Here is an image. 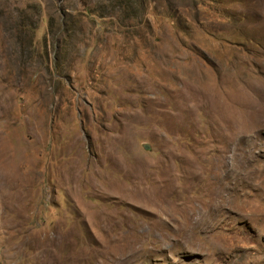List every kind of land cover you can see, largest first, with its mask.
Masks as SVG:
<instances>
[{"label":"rangeland","instance_id":"374dc122","mask_svg":"<svg viewBox=\"0 0 264 264\" xmlns=\"http://www.w3.org/2000/svg\"><path fill=\"white\" fill-rule=\"evenodd\" d=\"M221 180L264 189V0H0V264L130 231L143 264H264V218L200 212Z\"/></svg>","mask_w":264,"mask_h":264},{"label":"bare ground","instance_id":"6f19581e","mask_svg":"<svg viewBox=\"0 0 264 264\" xmlns=\"http://www.w3.org/2000/svg\"><path fill=\"white\" fill-rule=\"evenodd\" d=\"M239 103V102H238ZM227 166V165H226ZM229 167V166H228ZM191 169V168H190ZM220 169H222V168H220ZM227 169V168H226ZM217 171H218V169H217ZM216 171V173H218ZM229 171V170H228ZM237 171V170H236ZM149 172V171H148ZM193 172V171H192ZM210 172H212V171H210ZM235 172V171H234ZM212 174V173H211ZM223 174H225L224 173V171H223ZM222 174V175H223ZM226 174H227V172H226ZM148 175V174H147ZM216 175V174H215ZM219 175H220V173H219ZM228 176L230 175L231 176V174H227ZM261 175H263V174H260V172L259 171H256L255 169L253 170V169H245V170H243V169H241V171L236 175V173H235V175L231 178L230 177V179L229 180H231V181H233V184H234V186L238 183V181L239 180H242V179H244V178H249L251 181L252 180H254L255 178H257V177H260L261 178ZM173 176V175H172ZM214 176V175H213ZM221 177V176H220ZM219 177V178H220ZM263 177V176H262ZM223 178L225 179V178H227V177H224L223 176ZM223 178H222V180H223ZM260 178H258V179H260ZM197 179V178H196ZM217 180H218V176H217ZM221 180V181H222ZM256 181V180H255ZM138 182V181H137ZM230 182V181H229ZM225 183V181H222V182H220L219 183V186L221 185V188L220 189H218L217 191L215 190H211L209 193H208V195H207V197H206V201H205V204H206V209L204 210V211H200V212H205V213H209V214H214L216 217H214V218H217L218 217V215H220V214H218V213H221L222 214V212H219V211H222V210H224L225 212H230L231 210H235V214L237 215V217H239L242 221V223H244V224H246V225H241L238 229H241V230H245V228H246V226H248V224L250 225V227H251V230H253V226H252V224H251V221H252V217H253V215H258L259 217H261V218H264V211L263 212H260L259 213V211H257V212H255V211H250V207L251 206H253V200H254V198L256 197V198H260V197H262L263 195H264V193H263V190H262V183H261V181L259 180V182L257 181L256 183H258V184H256V193L255 194H250V196L249 195H247V199L246 200H244V201H242V202H240L241 204H242V207H240V206H238V207H236V205L234 204V202H233V199H232V197L230 196V195H227V194H225V193H223V192H225V188H226V186H228L227 184H225L224 186H222V184H224ZM231 183V182H230ZM213 184V183H212ZM239 184H240V182H239ZM211 186V185H210ZM213 186H214V184H213ZM173 187V186H172ZM171 187V188H172ZM206 187H208V186H206ZM224 190V191H220V190ZM173 190V189H172ZM171 190V191H172ZM207 190V189H206ZM153 192V191H152ZM167 193V192H166ZM165 193V194H166ZM171 193V192H170ZM202 194V193H201ZM229 194V193H228ZM162 195V194H161ZM204 195V194H203ZM145 197V196H144ZM158 197V196H157ZM166 197V196H165ZM164 197V198H165ZM203 197V196H202ZM215 197H217V199H215ZM149 198V197H148ZM161 198H163V197H161ZM160 198V199H161ZM199 197H197V199H198ZM145 199V198H144ZM150 199V198H149ZM152 199V198H151ZM154 199V198H153ZM152 199V200H153ZM159 200V199H158ZM162 200V199H161ZM205 200V199H204ZM199 201H201L200 199H199ZM239 201V200H238ZM237 201V202H238ZM145 202V201H144ZM153 202H155L154 200H153ZM161 202V201H160ZM162 202H163V200H162ZM164 202H165V200H164ZM163 202V203H164ZM147 203V202H146ZM239 203V204H240ZM151 204H153L152 202H151ZM171 204V203H170ZM176 204V203H175ZM197 204V203H196ZM133 205H135V204H133ZM159 205V204H158ZM164 205H165V203H164ZM164 205H162V206H164ZM196 206V205H195ZM195 206H193V207H195ZM199 206V205H198ZM204 206V204H202L201 205V208ZM255 206V205H254ZM146 207H149V206H147L146 205ZM159 207V206H158ZM165 207V206H164ZM178 207V206H177ZM187 207V206H186ZM185 207V208H186ZM161 208V207H160ZM166 208V207H165ZM165 208H164V212H165ZM172 208V207H171ZM150 209V208H149ZM153 209H154V206H153ZM152 209V210H153ZM156 209V208H155ZM187 209V208H186ZM190 208H188V210H189ZM193 210L192 211H188L187 213H185V215L187 216V218L188 219H190L191 218V216L192 215H195V209L194 208H192ZM204 209V208H203ZM202 209V210H203ZM252 209V208H251ZM261 209V208H260ZM158 210V209H157ZM161 210L163 211V208H161ZM173 210H174V208H173ZM198 210V209H197ZM201 210V209H200ZM171 212V211H170ZM180 212V211H179ZM178 212V213H179ZM186 212V211H185ZM199 212V213H200ZM194 213V214H193ZM198 213V214H199ZM204 213V214H205ZM175 214V213H174ZM226 214V213H225ZM182 215H184V213L182 214ZM229 215V214H228ZM172 216H174V215H172ZM176 216V215H175ZM174 216V217H175ZM185 216V217H186ZM160 217V216H159ZM193 217V216H192ZM208 217V216H207ZM212 217V216H211ZM170 218V217H169ZM176 218V217H175ZM202 218H203V216H202ZM172 218H170V220H171ZM174 219V218H173ZM113 220V219H112ZM111 220V221H112ZM124 220L125 219H123L122 221L124 222ZM163 220V219H162ZM187 220V219H186ZM254 220V219H253ZM121 221V220H120ZM184 220H183V218H182V220L180 219H178V222H177V224H176V227H175V232H183V233H186L185 231H187L188 232V225H187V223L186 222H183ZM199 221H200V219H199ZM207 221V220H206ZM119 222V221H118ZM202 222V221H201ZM197 223H198V221L196 222V220H194L193 222H191V228H190V230L193 228V227H195L196 225H197ZM241 223V224H242ZM122 224V223H121ZM124 224V223H123ZM228 225V224H227ZM233 228L235 227V226H232ZM238 227V226H237ZM237 229V230H238ZM189 230V231H190ZM237 230H236V233H237ZM240 230V231H241ZM242 232V231H241ZM174 233V232H173ZM249 234H250V238H253L255 235L257 236V237H259L260 236V233L258 232V234H256V232L253 230V234H251L250 232H248ZM187 235H189L188 237L190 238V236H191V233L190 234H188V233H186ZM238 234H239V232H238ZM69 235V234H68ZM240 235V234H239ZM53 236V235H52ZM51 236V237H52ZM57 236V235H56ZM193 236V235H192ZM119 238H120V240H119V238H118V242H119V244H116V245H112V246H108L107 248H104V249H102V250H96L95 252H93V253H91V252H88V255L86 256V255H80L81 256V260L84 262H86V261H88L89 262V260H90V263L92 262L93 264H143V262H144V259L147 257V255H148V253H149V251H151L152 249H147V248H145L144 246H142V244H143V242H144V240H146V236L145 235H142V234H138V233H136L135 231H130V232H128L127 234H120V236H118ZM237 237H240V236H237ZM56 239H58L59 241H60V246H61V249H68L69 248V246H70V240L68 239V236H60V237H56ZM193 239V238H192ZM246 239V238H245ZM48 240H50V239H48ZM191 240V239H190ZM249 240V239H248ZM47 241V240H46ZM115 241V240H114ZM148 242V241H147ZM35 243V242H34ZM38 243H40V242H38ZM117 243V242H116ZM58 244V243H57ZM112 244V243H111ZM111 244H108V245H111ZM113 244H115V243H113ZM247 245V244H246ZM32 246H34V252H33V254L30 256V258L33 260V263L34 264H58V263H56V261L51 257V256H49V248H48V245L47 244H43V245H41V246H37V245H33L32 244ZM107 246V245H106ZM103 247V246H102ZM105 247V246H104ZM98 248H100V247H98ZM244 248V247H243ZM248 248L249 247H245V253H247V255L249 256L250 254H249V251H248ZM77 249H79V248H77ZM79 250H81V249H79ZM86 250H87V248H86ZM16 251V250H15ZM68 251H69V249H68ZM91 251V250H90ZM77 253V252H76ZM86 253H87V251H86ZM20 254V253H19ZM79 254H81V253H79ZM217 254V253H216ZM67 255V254H66ZM58 257V256H57ZM241 257H242V255H241ZM241 257H239V258H241ZM219 258V257H218ZM58 259V258H57ZM72 259V256H70V257H68V258H66V259H62V261L60 262V263H64V261H66V262H69L70 260ZM59 260V259H58ZM72 262V261H71ZM82 262V263H83ZM182 261L180 260L179 262H178V264H186L185 262H182ZM70 263V262H69ZM73 263H74V261H73ZM80 263H81V261H80ZM79 263V264H80ZM87 263V262H86ZM91 263V264H92Z\"/></svg>","mask_w":264,"mask_h":264}]
</instances>
